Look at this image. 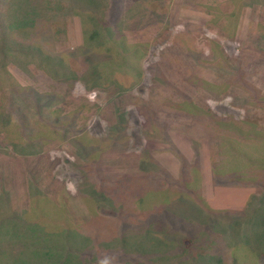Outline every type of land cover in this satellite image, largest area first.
I'll return each instance as SVG.
<instances>
[{"label": "rangeland", "instance_id": "obj_1", "mask_svg": "<svg viewBox=\"0 0 264 264\" xmlns=\"http://www.w3.org/2000/svg\"><path fill=\"white\" fill-rule=\"evenodd\" d=\"M0 110V264H264V0H0Z\"/></svg>", "mask_w": 264, "mask_h": 264}, {"label": "trees", "instance_id": "obj_2", "mask_svg": "<svg viewBox=\"0 0 264 264\" xmlns=\"http://www.w3.org/2000/svg\"><path fill=\"white\" fill-rule=\"evenodd\" d=\"M119 6H120V8L122 7L121 5H119ZM120 11L123 12L124 9L121 8ZM133 13H134V11H131L129 13V15H132ZM118 14H119V11H118ZM80 16H82V15L80 14ZM104 17H105V15H102L101 16V19L103 21V24H105L106 22H108L110 25H112V23H111L112 21L110 22L111 19L105 20ZM104 26H107V25H104ZM110 27H112V26H110ZM108 32H110L109 29H108ZM97 35H99V34L97 33V34L93 35L92 38H95ZM114 41H115V39H114ZM117 45H118V48L121 51V53L133 52V53H131V55H134V54L136 55L138 52H140V50H139L140 48L139 47H136V46H133V47H129L128 48V47H125L122 43H119ZM113 47H116V46L113 45ZM127 61H128V58H125V64L127 63ZM127 68L130 69V70H132L131 72L134 71V69L131 68V67H127ZM142 74L143 73H141L140 70L134 71L131 74L132 76H130L132 78L131 79L132 82H134L137 85L140 84V83H142V78H143V75ZM161 74L162 73L159 72V71H156L154 73V75H156V77H158V78L160 77ZM131 84H133V83H131ZM198 86L201 87V88H204L206 90H211V87H208V86H211V84H208L205 81L202 83V85L201 84H198ZM141 87H143V85ZM171 91L175 94V104L172 105L173 108H175L176 110L181 111V112L187 114L191 119H195L196 117H198V119L201 122H205L204 121L205 119L209 120L208 121L209 123H207L206 126L209 127L210 129H215L216 128L218 132H220L222 130L223 137L225 138V140L224 141H218L217 142L218 144H216V146H214L216 148V150H218V152H219V153H216V154H219L220 155V157H221V161L220 162H221V165L222 166L221 167H216V166L213 165V171H215L217 169H220V176L223 178V181L220 182V183H223V182L224 183H229V182H231V175L232 174H235V172L233 171V166L232 165H234L233 162H237L238 161V158H241V159H243V160L246 161L247 164H244V165L252 166V164H254V162H252L253 160L250 157V155H252V154H250V153H242V152L238 153V152L234 151L232 147H230L231 142H232V139H233V136L234 135L235 136H238V134H236L234 131L230 130L229 127L224 131L223 130V128H224L223 126H226V125L229 126V125H231V127L237 128L236 127V125H237L236 123H231V122H229L227 120L216 119L211 114H207L205 112H200L202 109H199V107L196 106V104L193 102V100H191L189 97H187L186 95H182L181 92H179L180 90H177L176 92H174L171 89ZM27 93H31V91H28ZM32 97H34V98H33V101H31V103L35 105V108L34 109H36V114H38V119L37 120H39L40 118H43L44 119L46 115L45 114H43V115L40 114V110H38V109H41V107H42V106L39 105L41 102L38 100V98H37L38 96L33 95ZM15 109L18 112L19 119L21 120V122L26 127L27 126V121L29 119V117L27 115V112L24 109L20 108L19 106L15 107ZM34 109H31V111H33ZM8 111L9 112H8L7 117L9 115H11L10 110H8ZM0 113H1V110H0ZM1 115L2 114H0V116ZM123 117H124V115H122L121 118H123ZM8 119L10 120V116L8 117ZM216 129L214 130L215 133L217 132ZM224 133H226V135H224ZM32 140L33 141H36L37 138H33ZM246 140L249 141V138L246 137ZM38 143H40V140H39ZM225 145H227V148H224ZM229 147H230V149H228ZM227 151L231 152L233 154V156H234V157H230V158H232L231 160H228L229 159V156H225L224 155V153L227 152ZM262 171H264V168L262 169ZM211 172H212V169H211ZM257 172H258V170H257ZM97 175H99V174H97ZM90 177L91 176H89V178ZM97 177H99V176H97ZM214 177H215L214 178V181L216 182V176H214ZM106 178H108V177H102L101 181L99 179L98 181H94L93 183H96L97 182V183H99V185H101V183L103 182V180L105 182H107ZM100 191L103 192L102 188H100ZM224 199L227 202L230 201V203H229L230 206H231V204H233V199L234 198H233L232 195H230V194L227 193L225 195ZM81 200H82V202L84 204L89 203L88 206H87V209H88V211L91 212L90 215H95V214H93L91 204H93V202L96 204V202L94 200H92V199H91L92 200L91 201L90 199L87 200V199H85L83 197H81ZM89 201H91V202H89ZM98 202L99 201H97V204L99 206L98 208L100 209L101 206H102V204H99ZM0 206H2V205L0 204ZM20 214H21V219L19 218V220L21 221V223H23L25 225V223H26L25 222L26 220L24 221V219L26 218L25 215H24L25 212L24 211L23 212L20 211ZM7 220L8 221H5L6 222V224H5V227L6 228H7V225L8 226H14V222L13 221H15V220H13V219H7ZM17 231L19 232V230H17ZM44 253H51V249L47 250ZM51 264H53V263H51Z\"/></svg>", "mask_w": 264, "mask_h": 264}, {"label": "crops", "instance_id": "obj_3", "mask_svg": "<svg viewBox=\"0 0 264 264\" xmlns=\"http://www.w3.org/2000/svg\"><path fill=\"white\" fill-rule=\"evenodd\" d=\"M154 155L156 156L157 154L156 153H154ZM154 155H152V156H154ZM154 158V157H153ZM163 159V158H162ZM164 167V166H163ZM172 167V166H171ZM165 168V167H164ZM167 170V172H169L168 174H170V176H173V173H170V170H168V169H166Z\"/></svg>", "mask_w": 264, "mask_h": 264}, {"label": "clouds", "instance_id": "obj_4", "mask_svg": "<svg viewBox=\"0 0 264 264\" xmlns=\"http://www.w3.org/2000/svg\"><path fill=\"white\" fill-rule=\"evenodd\" d=\"M102 264H107V260L103 261Z\"/></svg>", "mask_w": 264, "mask_h": 264}]
</instances>
